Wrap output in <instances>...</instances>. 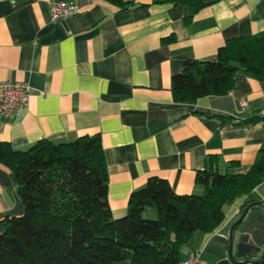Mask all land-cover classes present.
I'll list each match as a JSON object with an SVG mask.
<instances>
[{"label":"crops","instance_id":"0c3cea01","mask_svg":"<svg viewBox=\"0 0 264 264\" xmlns=\"http://www.w3.org/2000/svg\"><path fill=\"white\" fill-rule=\"evenodd\" d=\"M73 1L81 13L52 21L50 0H0V80L34 88L28 110L0 123L2 140L27 150L43 138L101 132L116 218L127 215L131 193L151 176L191 194L210 153L231 173H246L260 160L264 120H238L264 108V81L239 71L228 95L177 102L172 76L186 59L215 60L227 39L264 30V0H220L190 24V9L172 0H130L134 5L123 10L105 0ZM173 34L175 42H163ZM217 116L235 122L222 125ZM263 189L255 188V200L264 199ZM248 203L247 195L227 203L222 223L198 232L185 254L201 249L206 261L238 264L229 232ZM154 209L158 215L156 208L146 212ZM24 212L15 175L0 167V220Z\"/></svg>","mask_w":264,"mask_h":264},{"label":"trees","instance_id":"16d2710c","mask_svg":"<svg viewBox=\"0 0 264 264\" xmlns=\"http://www.w3.org/2000/svg\"><path fill=\"white\" fill-rule=\"evenodd\" d=\"M105 1L120 10L134 5L130 0ZM219 1L172 0L190 9L186 24ZM175 40L173 34L163 42ZM239 71L264 81V30L227 39L215 60L186 59L184 69L172 76L174 100L228 95ZM217 118L222 125L235 122L233 117ZM260 120L261 111L238 122ZM220 162L218 154H208L191 194L177 193L166 178L149 177L131 193L127 215L116 218L101 132L72 141L43 138L27 150L0 137V167L15 175L25 205L24 214L0 220V264H179L198 232H212L222 223L227 203L243 195L254 201L255 188L264 183V147L246 173L222 171ZM149 208L157 209V218L144 217Z\"/></svg>","mask_w":264,"mask_h":264},{"label":"built area","instance_id":"2783aa9c","mask_svg":"<svg viewBox=\"0 0 264 264\" xmlns=\"http://www.w3.org/2000/svg\"><path fill=\"white\" fill-rule=\"evenodd\" d=\"M52 21L81 13L79 3L73 0H50ZM33 86L27 81L0 80V123L21 116L30 104ZM246 102L243 101V105ZM264 113V108L261 110ZM179 264H215L206 261L202 256V250L196 249L187 254Z\"/></svg>","mask_w":264,"mask_h":264},{"label":"water","instance_id":"95a60500","mask_svg":"<svg viewBox=\"0 0 264 264\" xmlns=\"http://www.w3.org/2000/svg\"><path fill=\"white\" fill-rule=\"evenodd\" d=\"M229 240V251L234 262L264 264V255L262 259H254L264 249V199L251 201L243 207L230 229Z\"/></svg>","mask_w":264,"mask_h":264},{"label":"rangeland","instance_id":"374dc122","mask_svg":"<svg viewBox=\"0 0 264 264\" xmlns=\"http://www.w3.org/2000/svg\"><path fill=\"white\" fill-rule=\"evenodd\" d=\"M158 215L156 213V210L154 209L153 211H145L144 217L146 218H156Z\"/></svg>","mask_w":264,"mask_h":264},{"label":"flooded vegetation","instance_id":"af4514ba","mask_svg":"<svg viewBox=\"0 0 264 264\" xmlns=\"http://www.w3.org/2000/svg\"><path fill=\"white\" fill-rule=\"evenodd\" d=\"M263 255H264V249L261 252V254L259 256L255 257L254 259H262Z\"/></svg>","mask_w":264,"mask_h":264}]
</instances>
